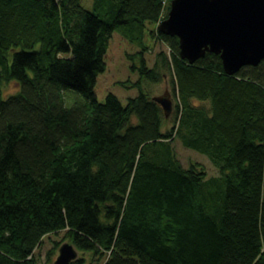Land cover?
Listing matches in <instances>:
<instances>
[{"label": "trees", "instance_id": "trees-1", "mask_svg": "<svg viewBox=\"0 0 264 264\" xmlns=\"http://www.w3.org/2000/svg\"><path fill=\"white\" fill-rule=\"evenodd\" d=\"M170 1L113 0L108 20L80 0H0V264H37L61 231L99 264H264V63L233 75L213 53L191 64L156 30L169 52L133 68L169 74L172 127L142 91L96 98L113 30L157 24ZM8 81L18 90L3 97ZM67 91L81 99L65 106ZM174 140L219 175L183 167Z\"/></svg>", "mask_w": 264, "mask_h": 264}, {"label": "water", "instance_id": "water-1", "mask_svg": "<svg viewBox=\"0 0 264 264\" xmlns=\"http://www.w3.org/2000/svg\"><path fill=\"white\" fill-rule=\"evenodd\" d=\"M157 31L177 37L179 55L189 63L207 53L219 55L226 74L244 66L264 63V0H171ZM168 118L173 110L171 94L152 97ZM77 250L63 243L54 264H71Z\"/></svg>", "mask_w": 264, "mask_h": 264}, {"label": "rangeland", "instance_id": "rangeland-1", "mask_svg": "<svg viewBox=\"0 0 264 264\" xmlns=\"http://www.w3.org/2000/svg\"><path fill=\"white\" fill-rule=\"evenodd\" d=\"M80 3L87 10L96 12L105 19H111L113 0H80ZM157 24L145 22L142 26L135 24L132 27L120 25L113 30L104 55L105 69L97 76L94 92L99 102H104L107 94L112 93L123 105H126L129 98L136 97L141 91L152 98L168 90L173 101V110L165 119L163 131H166L174 123L175 111V99L169 74L163 71L164 76L161 81L155 83L142 79L139 71L133 68L140 66L141 52L150 68L154 66L158 52H169L167 45L156 36ZM17 90L18 84L15 81L5 82L2 86V96H9ZM79 99L81 96L73 91H67L63 95L65 106H70ZM171 146L183 167L191 163H199L205 168L208 178L219 175L217 167L212 164L207 155L185 148L178 140H174ZM63 243L71 244L62 231L45 236L34 252L37 264H54ZM76 259H83L84 264H99L89 253L79 250H77Z\"/></svg>", "mask_w": 264, "mask_h": 264}, {"label": "built area", "instance_id": "built-area-1", "mask_svg": "<svg viewBox=\"0 0 264 264\" xmlns=\"http://www.w3.org/2000/svg\"><path fill=\"white\" fill-rule=\"evenodd\" d=\"M166 1H167V0H163V4H165V3H166Z\"/></svg>", "mask_w": 264, "mask_h": 264}]
</instances>
